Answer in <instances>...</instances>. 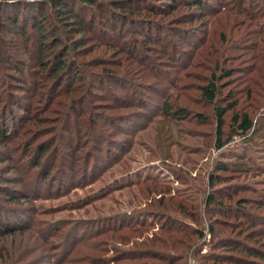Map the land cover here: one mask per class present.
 I'll list each match as a JSON object with an SVG mask.
<instances>
[{
  "label": "rangeland",
  "instance_id": "rangeland-1",
  "mask_svg": "<svg viewBox=\"0 0 264 264\" xmlns=\"http://www.w3.org/2000/svg\"><path fill=\"white\" fill-rule=\"evenodd\" d=\"M201 1L205 10L190 0L156 16L157 34L165 41L143 52L133 25L123 31L128 51L108 44L107 33L114 32L109 29L99 30L103 36L96 31L84 35V51L67 56L92 78L84 89L73 80L55 87L56 80L41 71L37 48L1 32L0 112L5 118L0 125L10 124L12 131L7 141L0 135V184L7 186L0 190V211L24 226L0 231V264H159L154 254L162 249L165 256L178 258L176 264H211L203 260L212 250L211 223L217 230L214 244L249 237L231 218L237 200L248 201L246 213L264 224V72L256 76L253 71L254 47L264 36V2ZM76 34L64 32L65 40L71 42ZM219 65L233 70L218 83L221 93L231 91L239 108L252 111L260 125L253 135L235 137L214 150L213 107L200 99V90ZM93 73L101 74L104 83L94 81ZM251 76L258 86L248 84ZM166 102L183 107L188 119L164 116ZM198 113L211 118L201 120ZM241 147L253 171L217 186L216 203L230 210L225 216L207 210L208 195L215 194L208 183L215 164ZM156 184L167 192L161 204V195L150 193ZM234 191L239 193L232 198ZM191 211L204 219L206 236L200 240L180 234L195 229L187 217ZM238 213L244 219V212ZM125 221L146 226L121 233L119 224ZM171 222L184 231L161 232ZM104 226L109 232L90 238ZM261 237L246 242L264 252L262 243H255ZM105 238L113 240L109 247L102 243Z\"/></svg>",
  "mask_w": 264,
  "mask_h": 264
},
{
  "label": "trees",
  "instance_id": "trees-1",
  "mask_svg": "<svg viewBox=\"0 0 264 264\" xmlns=\"http://www.w3.org/2000/svg\"><path fill=\"white\" fill-rule=\"evenodd\" d=\"M155 1H158V4H155ZM189 1L190 0H0V35L1 32H10L11 34L16 35L19 39H25L27 43L31 42L41 54V60H39L41 71H47V74H45L46 79L56 80L55 87L61 86L64 80L69 82V84L73 80L74 82L77 81L81 83V88L84 89L89 85L92 78L89 75L84 74L83 69L76 65L77 62L75 59L71 60L67 57L70 56L71 51L74 53H78V51H81L82 49V51H84V35L87 36V33L96 31V36H103L102 33H99V30L104 32L106 29H109L115 33H107L108 44L112 47H123L124 50L126 49L124 48V45L128 42V38L123 36V31L125 28L133 25V27L137 28L134 39L141 44L139 48L140 51L143 52L146 47H152L155 43H163L165 41L161 34H157L159 28L156 27L157 24L155 25L154 18L161 14L165 16L166 14L172 13L181 5L188 3ZM191 1H194L196 5L201 6L200 8L204 9L206 7H202L203 3L201 0ZM261 28V30H264V24L262 23ZM64 32L77 33L76 35L79 36L69 42L65 40L66 36L64 35ZM128 44H130V46L132 45V43ZM1 50L2 49H0V51ZM7 57L10 59L11 55L8 54ZM253 57L256 61L253 68L254 74L256 76H261L264 72V36L256 42ZM8 62L12 63L14 67L17 65L15 61ZM220 66L222 65H219L217 68ZM232 71L233 70L226 68V66L220 67L219 72L217 73L214 71V74L210 76L211 81H209L207 85L202 86L200 90V99L213 107L212 116L216 121L215 138L212 147L214 150L222 149L235 137H244L250 133L253 135L260 125V122L255 124L252 111L247 110L246 108H239L240 102L238 98L234 99V95L231 91L226 95L221 93L218 83L225 78H230V76L233 75ZM93 75L95 76L94 81H97L98 79L100 82L104 83V78L101 77V74L93 73ZM107 76L116 77L119 76V74H107ZM255 79L256 78L253 76L249 77L248 84L256 83L258 86V82H256ZM259 81L261 82V79H259ZM46 89L48 90L46 95H48L49 88L46 87ZM56 89H54V91H56ZM75 90H70V92ZM249 94H252L251 90L249 91ZM248 100L249 99H243L248 106L253 104H248ZM0 103H3L1 98ZM161 111L164 116H174L177 119H188V113L181 106L173 108L172 104L166 102L165 106H162ZM4 113L5 111L3 114L0 112V120L5 118ZM36 117L39 122H42V119L38 114ZM198 118H201V120L202 118H204V120H209L211 117L203 113H198ZM14 123L15 121H12L11 124ZM9 125L10 124L5 123L0 125V135L6 138L5 141L8 140V134L12 131V128L8 127ZM46 149V144L42 145L40 147L41 153H43V151L45 152ZM246 154L247 151L242 150V147L241 152L237 150L225 152L223 156L224 160H218L215 164L214 174L210 176L208 182L211 187L215 189V194L208 195L205 202L207 210L217 211L219 212V215L222 216H225L230 211L227 207L223 206L224 204L222 202L216 203L218 194H220L218 192L221 191L217 186L220 183L223 184L230 181V177H238L240 174H248L253 171L252 168L250 169L249 167H246L252 162L249 158L247 159ZM38 161V159H35L34 163H38ZM258 169L261 168L258 167ZM221 173L229 175L223 176ZM42 174L47 178L48 175L46 170L43 169ZM2 178L4 177L0 175V180ZM1 185L2 184H0V190H7V186ZM231 187L236 189V185ZM39 188L38 185L36 191H33V194L38 193ZM155 192L158 195H161L159 204L164 202L165 195L167 194L165 189L162 188V186L159 187L157 185L156 189H152L150 193L154 194ZM238 193L239 191H234L232 198ZM10 199V201H15L13 196H11ZM169 202L172 201L169 200ZM246 204H248V201L244 199L237 200L236 208H231V213L233 214L231 215V218H236V223L234 224L239 225L243 230V232H241L242 235H249V237L246 238V241L254 240L257 235H262V237L256 240L255 243H262V246L264 247V224L260 223L259 219L253 214L249 215L246 213ZM238 211L244 212V219H241L242 215L239 214ZM3 213L8 212L3 210L0 211V231L10 233L15 228H23L24 224L12 221V217ZM195 213L197 212L191 211V213L187 214V217L193 221L194 225H196L195 229L191 227L192 229L190 233L180 232V234L184 237H186V234H190L200 240L206 236L205 224L202 214ZM8 221L14 223H8ZM211 222H213L212 219ZM174 225L171 222L167 223L165 228L161 226V232L169 233L174 231H184V229L179 227L174 228ZM109 226L102 227V229H104L103 232L93 233L90 238H93L94 236L98 238L103 235L101 233L105 234L106 232H109L106 230ZM119 226L118 231L121 233H123L124 230L127 231L132 229H134L135 232H139L134 227L146 226V224L141 223V225L137 224L134 226L133 221H125L121 222ZM208 233L213 239H215V237L218 239L214 223L209 225ZM138 235L142 236V233ZM124 236V234H121V238H125ZM213 239L210 241V243L212 242L210 244L212 248L211 252L207 255H203V260L207 263L260 264L261 262H264V252L260 251L258 247L253 246L254 244H247V242L242 239L237 241L221 239V242L219 239V243L214 244ZM176 240L183 241V239L180 238H177ZM109 241L111 242L113 240L111 238H105L102 243H107V246L109 247ZM98 248L100 247L98 246ZM221 249H224L227 252L218 254V251ZM101 250L104 249L101 248ZM156 250L157 249L154 248V251ZM160 251L162 252L154 254L155 256H160L156 257L160 259L159 264H176L178 258L176 259L174 256H168V258L165 256L167 250L162 249ZM144 253L145 252L140 255L144 256Z\"/></svg>",
  "mask_w": 264,
  "mask_h": 264
}]
</instances>
